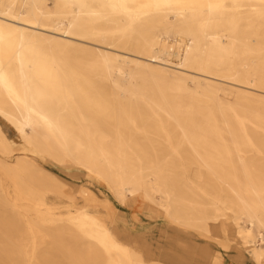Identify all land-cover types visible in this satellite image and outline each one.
I'll use <instances>...</instances> for the list:
<instances>
[{
  "label": "bare ground",
  "instance_id": "bare-ground-1",
  "mask_svg": "<svg viewBox=\"0 0 264 264\" xmlns=\"http://www.w3.org/2000/svg\"><path fill=\"white\" fill-rule=\"evenodd\" d=\"M0 117V264H165L110 202L51 203L38 158L184 227L231 218L264 264V0H0Z\"/></svg>",
  "mask_w": 264,
  "mask_h": 264
},
{
  "label": "rangeland",
  "instance_id": "rangeland-1",
  "mask_svg": "<svg viewBox=\"0 0 264 264\" xmlns=\"http://www.w3.org/2000/svg\"><path fill=\"white\" fill-rule=\"evenodd\" d=\"M171 60L176 61L175 58ZM0 124L7 137L20 148L22 141L15 128L2 117ZM38 163L55 175L65 185L66 194L72 197L49 195L51 203L60 204L63 208L89 205L92 212L104 215L101 205L110 202L117 218L125 221V224L117 225V232L147 260L151 258L165 264H213L214 257L220 255L224 264H257L238 240L231 218L210 222L208 232L203 228L184 227L169 219L164 210L148 202L143 193L129 196L125 203H121L103 179L79 166L41 158H38ZM83 190L92 194L98 206L87 202Z\"/></svg>",
  "mask_w": 264,
  "mask_h": 264
}]
</instances>
